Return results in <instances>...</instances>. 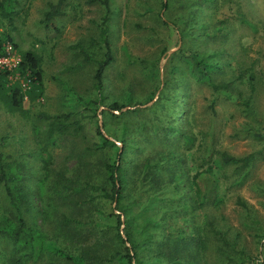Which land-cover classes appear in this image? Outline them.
Returning a JSON list of instances; mask_svg holds the SVG:
<instances>
[{
	"label": "rangeland",
	"instance_id": "rangeland-1",
	"mask_svg": "<svg viewBox=\"0 0 264 264\" xmlns=\"http://www.w3.org/2000/svg\"><path fill=\"white\" fill-rule=\"evenodd\" d=\"M57 1L18 0L12 24L2 27L12 35L15 46L7 44L8 55L0 58V67L16 66L29 49L42 57V97L24 102V114L9 112L0 102V151L29 191L26 224L38 229L44 243L82 255L86 264H119L110 259L122 250L114 238L115 219L110 215L119 213L116 202L101 197L87 202L88 184L107 192L111 189L104 165L116 157V148L95 147L99 144L96 127L100 126L117 146L123 147L122 140L127 144L118 160L126 189L121 202L136 215L135 226L141 223L137 213L147 198L154 199L151 215L165 212L163 224L170 230L189 232L191 221L202 219V210L198 215L175 211L170 196L160 195L171 169L185 170L180 159L169 158V152L179 157L191 149L192 171L201 151L211 147L235 156L257 152L251 168L241 171L231 164L218 169L220 178L211 177L204 185L210 190L220 183L224 200L218 207L206 208L210 222L241 231L248 255L260 256L263 247L253 233L264 229V139L259 137L264 136V0H167L166 11L160 10L161 0H111L107 37L112 61L103 72L100 90L95 88L94 74L105 52L99 36L105 8L86 0H65L63 15L46 22L48 4ZM217 20L227 31V39L197 29L202 22L211 26ZM218 49L223 71L217 73V79L233 81L242 97L237 103L218 100L211 106V90L183 73V55L189 50L205 53ZM251 70L256 77L247 110L242 100L251 94ZM112 103L124 107L114 111L109 108ZM148 106L152 107L143 110ZM172 112L173 118L177 115L173 124L191 136V146L180 145L183 143L166 129L173 121L168 115ZM68 113L71 117L65 122L69 128L63 134L50 135V121L39 116ZM242 172L247 173L246 179L230 185ZM8 217V200L0 185V222ZM120 229L125 239L124 224ZM153 238L163 239V231H156ZM149 246L140 252L145 260L159 255L154 243ZM36 250L35 259L20 264H74L45 249ZM19 256L11 241L0 236V264H13Z\"/></svg>",
	"mask_w": 264,
	"mask_h": 264
},
{
	"label": "trees",
	"instance_id": "trees-1",
	"mask_svg": "<svg viewBox=\"0 0 264 264\" xmlns=\"http://www.w3.org/2000/svg\"><path fill=\"white\" fill-rule=\"evenodd\" d=\"M64 1L58 0L55 4H48L49 9L45 12L46 22L56 16L63 15L61 5ZM86 1L88 3H99L105 8L99 32L100 39L105 46V52L103 57L97 61L94 74L95 88L100 90L102 88L103 72L112 61L107 37V23L110 13L109 3L111 0ZM17 3L18 0H0V58L8 55L5 51L7 44L15 46L12 35L8 30H3L2 27L3 23L12 24L17 14L15 9ZM160 5L161 11L167 10V0H161ZM238 18L243 23L248 24L246 19L241 15H238ZM220 23L221 20H217L216 23L208 26L202 22L197 29L206 34L215 33L223 35L227 39L228 33L220 26ZM219 50L207 51L205 53L189 50L183 55L185 63L183 73L188 74L196 84L206 85L211 90V106L218 100L234 101L237 103L242 97L240 89L234 85L233 81L217 79V73L219 74L223 71V62L218 58V55L221 54ZM255 77L254 71L251 70L249 73L251 94L248 98L242 100V106L247 110L250 109ZM43 91L42 57L36 51L32 49L24 51L14 67H0V102L9 112L24 114V102L32 103L38 100L42 97ZM158 102H160V98L155 101L154 105L159 104ZM87 103H91V100L87 101ZM152 106H148L143 110H149ZM123 107L117 103L109 105V108L114 111H120ZM124 113L121 112V115ZM109 114L112 117H117L114 112ZM173 114L175 113L172 112L168 115L173 118ZM39 116L50 121L48 128L50 135L56 132L63 134L69 128V124L65 121L71 117L70 113L53 116L40 114ZM175 117L171 123L165 126L166 129H169L173 133L176 140L183 143L180 145L184 147L191 146V136L173 124ZM61 119L64 120L62 121ZM156 125L159 126V123L156 122ZM96 133L99 139V144L95 146L96 148H104L106 146L116 148V157L109 158L104 165L106 179L111 184L110 191L107 192L100 186L88 184L90 194L87 197V202L89 203H92L98 197L116 202V209L119 213L112 212L110 215L115 219L113 226L114 238L121 243L122 250L113 254L110 258L111 260H118L119 264H264V242H262L264 240V229H255L253 233L258 245H261L263 249L259 254L260 256L251 257L248 255L247 249L242 245L243 237H241V231L234 230L230 225L225 228L220 225H213V222H210L208 214L206 215L205 213L206 208L210 206L218 207L222 205L224 200L219 192L220 183L216 185V188L213 187L214 189L206 190L204 182L208 181L211 177L217 176L216 178H220L222 173L218 169L231 164L241 171L251 168L258 157L257 152H249L244 156H235L226 150L211 147L201 151L200 159L194 171L190 167V163H193L191 149L180 154L179 157L176 156L175 152H169V158L172 161L180 159L183 162L185 170L181 173L177 169H171L169 177L162 182V194L160 195L166 194V197L170 196V202L176 204L173 206L175 211L180 210L191 213L202 210V219L191 221L193 225L189 232L181 228V230H178V228L170 230L166 228V222L163 224L165 212L160 213L158 217L151 215L150 210L155 207L154 199L152 201L151 198H147L143 210L137 213L141 223L135 226L134 219L136 215L131 214L129 205H124L121 202L126 189L123 186L124 181L122 180L123 168L120 166L118 160H120L127 144L121 139L123 147L120 148L103 135L100 126L96 127ZM259 137H263L264 139V136ZM7 157L6 154L0 151V185L4 188L9 210V217L0 222V236L9 239L13 244L14 251L20 253L18 258L13 259V264H20L22 261L34 258L33 256L38 253L36 247H39L40 251L45 249L47 252L74 264H86V260L82 255L68 253L52 242L44 243L43 240H40L38 229L26 224L25 213L27 212V204H29V191L21 186L22 177L13 171L12 164L7 160ZM216 171L219 172V175H216ZM191 172L193 173L191 174ZM246 175L247 173L242 172L240 177L230 182V185L241 183L246 179ZM224 187H228L226 183H224ZM95 193L98 194L96 195ZM158 199L164 198L160 197ZM239 203L243 208H247L244 202L239 200ZM131 204L132 202H130ZM196 215H198V212ZM121 216H123V219H121ZM192 218L196 219V217ZM122 224H124L123 233L125 239L121 234L120 227ZM159 230L163 231L164 238L156 241L153 235ZM126 243H128V246L125 245ZM149 243H154L158 247L159 255L152 256L154 255L152 254L149 259L145 260L140 256V252L145 249L144 247L150 248Z\"/></svg>",
	"mask_w": 264,
	"mask_h": 264
},
{
	"label": "built area",
	"instance_id": "built-area-1",
	"mask_svg": "<svg viewBox=\"0 0 264 264\" xmlns=\"http://www.w3.org/2000/svg\"><path fill=\"white\" fill-rule=\"evenodd\" d=\"M7 46H9V45H6V47H7ZM6 47H5V48H6Z\"/></svg>",
	"mask_w": 264,
	"mask_h": 264
}]
</instances>
